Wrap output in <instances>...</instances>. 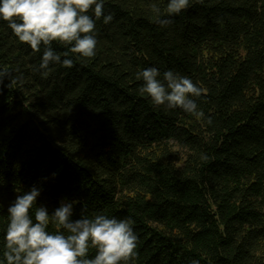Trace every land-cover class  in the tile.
<instances>
[{
	"label": "trees",
	"instance_id": "obj_1",
	"mask_svg": "<svg viewBox=\"0 0 264 264\" xmlns=\"http://www.w3.org/2000/svg\"><path fill=\"white\" fill-rule=\"evenodd\" d=\"M167 3L104 0L96 55L47 75L43 47L0 20V71L15 79L0 84V264L7 210L34 186L33 214L75 201L72 221L133 220L128 264H264V0H189L161 27L152 6L167 18ZM149 67L202 88L203 116L140 95Z\"/></svg>",
	"mask_w": 264,
	"mask_h": 264
},
{
	"label": "clouds",
	"instance_id": "obj_2",
	"mask_svg": "<svg viewBox=\"0 0 264 264\" xmlns=\"http://www.w3.org/2000/svg\"><path fill=\"white\" fill-rule=\"evenodd\" d=\"M189 6V0H168L167 18L160 17V9L153 5L157 23L167 27L171 16ZM93 13L90 16L89 12ZM103 17L105 24L113 20L105 14L104 0H0V20L7 22L13 35L33 52L43 54L37 71L47 75L50 65L74 66L69 57L91 58L96 55V21ZM66 50L57 52L53 43ZM63 58V59H62ZM10 73L0 71V84ZM142 86L139 94L147 96L151 103L166 109H181L186 113L203 116L198 111L195 98L203 89L193 81L172 70L161 73L154 67L146 68L136 75ZM10 84L15 79H9ZM9 84V86H10ZM209 123L211 121L209 120ZM207 157H205L206 159ZM40 190L35 186L18 195L8 208V222L4 235V264H128L136 256L138 237L130 218H109L104 214L92 217L81 215L72 221L73 202H61L52 215L45 207H36ZM83 212V211H82ZM53 223L62 231L49 232ZM90 249L95 256L89 258ZM191 264H199L193 260Z\"/></svg>",
	"mask_w": 264,
	"mask_h": 264
}]
</instances>
